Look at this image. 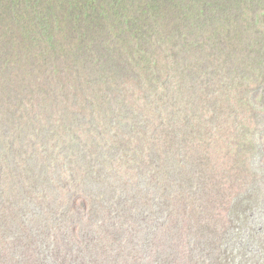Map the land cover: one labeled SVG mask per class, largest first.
<instances>
[{
	"label": "trees",
	"instance_id": "16d2710c",
	"mask_svg": "<svg viewBox=\"0 0 264 264\" xmlns=\"http://www.w3.org/2000/svg\"><path fill=\"white\" fill-rule=\"evenodd\" d=\"M263 212L264 0H0V264H264Z\"/></svg>",
	"mask_w": 264,
	"mask_h": 264
},
{
	"label": "rangeland",
	"instance_id": "374dc122",
	"mask_svg": "<svg viewBox=\"0 0 264 264\" xmlns=\"http://www.w3.org/2000/svg\"><path fill=\"white\" fill-rule=\"evenodd\" d=\"M260 160V159H259ZM261 160H263V158L261 157ZM264 213V212H263ZM259 214H262V212H260ZM259 214H257L256 215V217L258 218V219H260V217L262 218V216H260ZM264 219V218H263Z\"/></svg>",
	"mask_w": 264,
	"mask_h": 264
}]
</instances>
